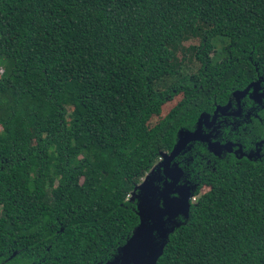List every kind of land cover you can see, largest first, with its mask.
I'll list each match as a JSON object with an SVG mask.
<instances>
[{
	"label": "trees",
	"instance_id": "trees-1",
	"mask_svg": "<svg viewBox=\"0 0 264 264\" xmlns=\"http://www.w3.org/2000/svg\"><path fill=\"white\" fill-rule=\"evenodd\" d=\"M198 24L197 68L181 75L171 48ZM253 84L264 95V0H0V264H132L122 248L171 183L150 172L228 103L241 113L201 132L230 151L195 141L170 165L191 198L153 233L154 264H264Z\"/></svg>",
	"mask_w": 264,
	"mask_h": 264
},
{
	"label": "water",
	"instance_id": "water-1",
	"mask_svg": "<svg viewBox=\"0 0 264 264\" xmlns=\"http://www.w3.org/2000/svg\"><path fill=\"white\" fill-rule=\"evenodd\" d=\"M253 85V99L256 101H260V98H264V95L258 94L256 88L257 86L255 84ZM248 88H246L242 92H236L234 94L235 99L238 100L239 98H243ZM229 108L230 103H228V105L225 107H217L212 116L210 125H207L209 116L207 114H201L197 121L196 132L194 134H186L184 137L180 138L173 151L169 155L162 156V165H157L150 172V174H152L156 168L162 169L164 177L171 180V183H164V188L159 193L162 200V208H160L156 203L147 201L145 205L146 217L150 221V224L146 226L144 225V223H141L140 227L137 229L134 235L122 248V254L124 258H130L132 264H154L156 248L152 245L153 233L157 232L160 234V237H165L167 233L165 222L172 221V219H174L178 214H182L184 216L187 215L191 194L188 192V189L178 186V182L182 176V172L176 164H173L170 168V165L174 158L183 150V148L188 143L195 141L206 142L209 149L216 155L219 154L221 149L230 151L229 144L221 146L217 142L211 143V135H203L201 132L202 124H205L207 127L212 128L215 122L216 115L218 113L221 115L224 114L229 110ZM149 175L146 176L143 184L137 187V190L139 192L144 193L147 186H152L151 181L149 180ZM155 190L157 191V189ZM173 193L178 194V197H171V194Z\"/></svg>",
	"mask_w": 264,
	"mask_h": 264
},
{
	"label": "rangeland",
	"instance_id": "rangeland-1",
	"mask_svg": "<svg viewBox=\"0 0 264 264\" xmlns=\"http://www.w3.org/2000/svg\"><path fill=\"white\" fill-rule=\"evenodd\" d=\"M206 27L202 24H198L196 29L194 31L188 30L183 38V41L181 44L174 46L171 48L174 57L172 62L169 63L168 67L172 70H179L181 75H184L186 73H193L195 69L197 68L196 62H195V53L196 50L200 44L201 37H202V31ZM171 82V79L168 80ZM168 85V84H165ZM180 97H177L173 99L171 102L167 103L163 108H162V114L161 116L154 118L150 125L155 124L159 119L165 116V114L178 102ZM163 160V159H162ZM162 160L159 161L157 165H162ZM145 178L142 179L141 185L143 184ZM207 189L204 188L202 189V192H205ZM194 201V198L192 199ZM174 202V201H173ZM185 206V205H183Z\"/></svg>",
	"mask_w": 264,
	"mask_h": 264
},
{
	"label": "flooded vegetation",
	"instance_id": "flooded-vegetation-1",
	"mask_svg": "<svg viewBox=\"0 0 264 264\" xmlns=\"http://www.w3.org/2000/svg\"><path fill=\"white\" fill-rule=\"evenodd\" d=\"M227 112V115H230V116H238L241 112L240 111H237V112H233V111H231V113L229 112V110L228 111H226Z\"/></svg>",
	"mask_w": 264,
	"mask_h": 264
}]
</instances>
